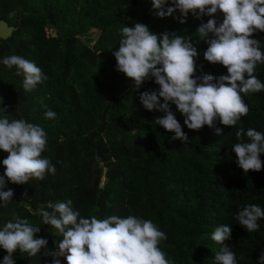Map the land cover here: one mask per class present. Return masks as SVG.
Returning a JSON list of instances; mask_svg holds the SVG:
<instances>
[{
    "label": "trees",
    "instance_id": "16d2710c",
    "mask_svg": "<svg viewBox=\"0 0 264 264\" xmlns=\"http://www.w3.org/2000/svg\"><path fill=\"white\" fill-rule=\"evenodd\" d=\"M18 4L16 19L9 21L17 27L16 32L7 40L0 39L4 45L17 43L19 56L35 62L47 76L32 91L22 89L21 106L24 116L47 133L42 156L55 165L56 173L46 174L42 184L32 186L33 193L38 189L51 193L50 200L38 203L42 205L33 204L31 210L23 200H11L16 218H27L40 228L36 237L48 240L47 247L35 256L17 250L15 264H51V253L58 251L63 237L43 224L37 213L50 201L69 199L85 218L135 215L151 220L166 234L159 247L173 264H216L214 257L222 245L211 235L225 224L232 232L224 243L235 252L237 264H258L264 251V218L258 220V231L248 232L237 215L249 204L264 208V168L245 173L237 165L232 147L240 142L235 136L240 127L264 132V90L241 94L248 114L233 127L217 121L216 126L223 129L219 135L207 125L199 131L189 129L185 117L171 104L188 137L183 141L155 123L164 115L162 111H149L140 101L141 92L158 91L154 78L138 90L132 87L108 110L97 81L111 64L110 47L118 44V50L121 29L138 22L157 34L175 32L190 37L198 51L197 76L227 74L223 65L204 59L208 44L197 33L210 18L217 24L222 22L223 13L200 18L189 13L184 18L176 10L161 18L152 0H19ZM170 4L171 0L166 7ZM94 30L113 39L105 37L104 44L97 41L92 50L86 38ZM253 38L261 42L264 51V31L254 33ZM97 50H102L99 70L91 58ZM254 74L264 83V64L258 63ZM16 78V69L8 71L6 83ZM6 83L3 86L8 87ZM0 95L3 100L1 90ZM48 109L57 114L54 119L45 117ZM7 116L0 113V118ZM109 158H113L115 168L101 186L93 171L99 159ZM260 158L264 161V154ZM5 255L0 248V264ZM58 259L67 264L65 257Z\"/></svg>",
    "mask_w": 264,
    "mask_h": 264
},
{
    "label": "clouds",
    "instance_id": "9594fccd",
    "mask_svg": "<svg viewBox=\"0 0 264 264\" xmlns=\"http://www.w3.org/2000/svg\"><path fill=\"white\" fill-rule=\"evenodd\" d=\"M166 5L169 0H152V7L158 10L156 15L161 18L171 16L176 10L184 18L189 13L197 18L214 17L218 11L223 13L222 22L217 24L215 18H210L201 24L197 33L208 44L203 52L204 59L223 65L227 74L197 76L198 51L190 37L175 32L157 34L139 22L134 27L121 29L118 50L112 53L116 69L133 81L134 90L154 78L159 85L158 91L141 92L140 101L145 109L164 113L154 121L173 132L174 138L188 139L171 104L185 117L184 124L189 129L199 131L207 125L219 135L223 129L216 126L217 121L233 127L248 114L249 107L241 94L264 90V83L254 74L257 64H264V51L261 42L253 38L254 33L264 31V0H171L170 6ZM180 22L185 20L180 19ZM2 63L9 69L15 66L16 75L23 77L22 86L26 91H32L47 79L35 62L22 56H6ZM6 110L0 107V111ZM56 115L51 109L45 112L48 119ZM235 136L240 141L232 147L237 165L245 173L264 168L260 158L264 154V132L254 128L245 131L240 127ZM46 147L47 133L41 126L24 119L0 118V150L8 153L2 161L4 174L0 175V201L4 206L14 195L12 189L4 190L7 187L5 178L23 184L32 178L43 180L46 174L56 173L55 165L42 156ZM72 204L70 199L50 201L46 208L38 210L43 224L63 237L58 242V251L51 253V264H61L58 259L61 256L67 264H173L159 247L167 238L166 234L151 220L135 215L85 218ZM261 218H264V208L258 204L244 206L237 215L239 224L248 232L259 230ZM39 231L40 228L27 218L19 217L0 228V248L7 252L3 264H15L13 254L17 250L35 256L46 248L48 240L36 237ZM231 232L226 224L217 226L212 232L211 239L222 245L214 257L216 264H237L235 252L224 243L231 238ZM258 264H264V251Z\"/></svg>",
    "mask_w": 264,
    "mask_h": 264
},
{
    "label": "rangeland",
    "instance_id": "374dc122",
    "mask_svg": "<svg viewBox=\"0 0 264 264\" xmlns=\"http://www.w3.org/2000/svg\"><path fill=\"white\" fill-rule=\"evenodd\" d=\"M19 0H2L0 1V19L10 21V19L15 20L16 16L11 15L12 13H16L20 10V5L18 4ZM53 36H56V30L52 29ZM99 31L94 30L91 37L87 39V43L89 44L90 48L92 49L95 43L102 42L104 44L105 37L109 39H113L111 36L106 35L100 36ZM19 37V35H17ZM85 39V40H86ZM118 38L116 37L115 40ZM4 41L0 39V90L5 97L2 100L0 95V107H6V111H0L2 114L10 115L7 118L11 119H24L27 122H30L23 114L22 110L23 107L21 106V101L23 99V86L22 81L23 77L18 76L16 80L7 81V72L15 71V66L9 69L5 66L2 61L6 56L10 55H19L18 52V44L17 43H10L8 45H4ZM4 45V46H2ZM117 46L110 47V61L111 64L107 65L108 68L106 71L101 72L97 81L99 82L100 88L102 90L103 98H104V107L106 110L110 109L114 104L120 103L121 95L132 90L133 81L130 78H127L125 74L122 72L117 71L116 69V59L113 56V52L117 50ZM93 50V49H92ZM102 50H97L96 54L91 56L92 60L95 61L97 64L98 70L102 65L101 59L99 55L101 54ZM26 59V58H25ZM7 86H3L4 84ZM31 123V122H30ZM8 153L0 150V175L4 174L5 166L2 164L4 158H6ZM115 162L112 159L100 160L98 161L97 168L94 172V177H100L101 186L107 181V177L109 174L114 170ZM6 179L7 187L4 189L5 191L9 188L13 190L14 195L12 200H23L28 207L33 210L34 205L40 206L45 201H48L52 198L50 192L40 193L39 189L38 192L33 193L34 190L32 186H37L43 183V180H39L36 178L30 179L28 182L23 184H15ZM55 197V196H54ZM43 200V201H42ZM17 211L14 204L11 200L7 203L6 206L3 205V202L0 201V228H2L7 222L12 221L14 222L16 219Z\"/></svg>",
    "mask_w": 264,
    "mask_h": 264
},
{
    "label": "water",
    "instance_id": "95a60500",
    "mask_svg": "<svg viewBox=\"0 0 264 264\" xmlns=\"http://www.w3.org/2000/svg\"><path fill=\"white\" fill-rule=\"evenodd\" d=\"M17 27L11 25L9 21L0 19V38L7 40L16 32Z\"/></svg>",
    "mask_w": 264,
    "mask_h": 264
}]
</instances>
